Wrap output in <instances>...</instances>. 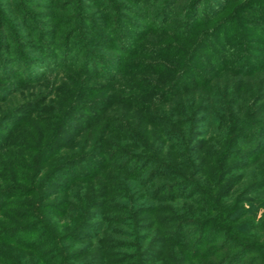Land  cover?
Segmentation results:
<instances>
[{"label": "trees", "instance_id": "obj_1", "mask_svg": "<svg viewBox=\"0 0 264 264\" xmlns=\"http://www.w3.org/2000/svg\"><path fill=\"white\" fill-rule=\"evenodd\" d=\"M205 1L189 0L183 20L172 25L170 14L178 0H163L154 14L161 22L153 33L164 37L150 42L139 41V26L131 22L132 28H127V19L112 10L116 25L110 30H114L116 43L110 46L116 55L96 51L94 39L77 36L71 27L62 35L58 51L44 48L28 56L16 45L11 57L0 60L2 76L15 70L7 83L32 76L44 81L53 74L56 84L57 73L53 72L70 70L68 78L77 87L76 94L70 96L61 88L68 101L55 110L60 112L59 119L64 115L68 118L64 122H80L87 130L80 155L55 165L59 172L69 168L56 174L66 178L64 190L71 198L45 201L29 215L19 214L33 218L32 232L40 230L33 241L34 237H24L30 229H21L29 224L24 222L13 229L1 226L0 233H6L2 242L31 252L37 264H74L83 256L88 259L77 264H152L150 258L145 259L155 251L156 242L180 246L176 254L163 248L159 253L167 258L163 264H264V218L257 220L254 212L264 205V11L251 21L225 17L216 22L213 9L206 6L203 15L209 17L208 23L195 33L194 21ZM245 1L249 7L263 2ZM178 26L181 32L171 34L170 30H180ZM92 34L104 38L101 31ZM216 34H224L225 45L215 39ZM209 39L222 52L215 68L203 70L195 64H212L213 59L204 55ZM255 42L263 49L255 47ZM130 50L147 59H127ZM213 70L229 73L215 78ZM234 74L241 76L238 81ZM159 77L167 81L159 83ZM174 96H179L178 109L165 105ZM115 104L122 107L115 110ZM231 107L237 115L230 113ZM123 108L135 115L124 116ZM225 110L232 119L230 126L220 120ZM60 124L55 123V129ZM57 132L44 149H31L42 159L33 178L48 175L43 169L63 140L64 133ZM76 167L74 175L71 172ZM198 174L207 180H195ZM11 181L6 194L23 190L16 178ZM87 182L93 189L90 192L82 185ZM253 196L256 200L250 199ZM82 240L87 243L80 246ZM23 255L18 253L16 259L9 253V258L13 264H26Z\"/></svg>", "mask_w": 264, "mask_h": 264}, {"label": "rangeland", "instance_id": "obj_2", "mask_svg": "<svg viewBox=\"0 0 264 264\" xmlns=\"http://www.w3.org/2000/svg\"><path fill=\"white\" fill-rule=\"evenodd\" d=\"M188 1L189 0H178V2H176L175 8H173V12L170 14V24L173 25L183 20L187 13L183 8L188 5ZM162 2L163 0H0V26L4 27L3 29L0 28V60H5L11 57L13 50L16 51L17 49L16 45L19 47L21 53L28 56L37 55L40 53L41 49L44 48L58 51L61 49L62 35L72 28H75L77 31V36L94 39L93 48L96 51L107 56L116 55V52L110 46L111 44L116 43V40H112L116 37L114 35V30H110L116 25L114 19L111 17V11L115 9L125 17L123 19L124 21H126V19L129 21L128 23L126 21L127 24L125 23L124 25L127 28H132L130 24L131 22L139 26V28H137V33L141 37L139 41L150 42L164 37L162 34H157V32H155L156 34L153 33L154 29L157 28L161 22L158 15L154 14L158 13L162 6ZM261 3L264 4V0L263 2H256L254 4L255 6L249 7L246 5L247 1L245 0H206L199 7V16L196 18V21H194L195 33H198L201 29H205V25L208 23L209 17L207 18V14L205 16L203 15L206 6L213 9V13L216 15L214 21L216 22L225 17H237L236 19L239 21H242L243 19L251 21L253 18H257L261 15L262 11H264L262 8L263 4ZM257 7L259 8L258 10ZM177 28L180 30H170L171 34L178 35V33L181 32L182 27L178 26ZM96 30L101 31L104 38H95L92 33ZM225 31H227V25L224 26L222 33ZM223 35L224 34H216L214 37L216 40L218 38L222 45H225L221 39ZM238 36L239 34H235V37ZM211 38L212 37H210V39ZM255 38L259 39L257 35H255ZM210 39V44L204 46V55L213 59L212 64H209L208 66H204L200 63L195 64V66L203 70H207L209 67L215 68L216 63L220 62L219 56L222 51L217 49L216 45H214ZM236 40L237 39L235 38L234 42H236ZM72 42L75 43L76 38H74ZM53 44L55 45V48L50 46ZM254 44L258 49H263V46L257 42ZM130 52L131 56L127 59H132L138 56L147 59V56L145 55L133 54L136 52L131 50ZM79 65L80 62L77 63V66ZM2 69L3 68L0 64V140L2 144L0 145V232L1 226L13 229L14 227L12 226L17 223L27 222L29 224H27V226L25 224L21 229H32L27 230L28 234L24 237L27 239L29 237H34L31 240L33 241L40 234V230L36 229V231L32 232L35 228L32 226V223H35L33 218H23L20 217L19 214L25 212L29 215V211H36L41 204L45 203V201L49 202L57 200V202H60L64 199L71 198V193L64 190L66 187L65 184L67 183L66 178L64 176H57L59 173H66L64 171H69V168L65 167L59 172V170H56L55 165L58 166L62 163L61 161L80 155L82 139L87 130L84 131L82 124H79L80 122L70 120L69 122H64L65 120L68 121V118L64 117V115L62 116L63 119H59L61 117L60 112L55 110L56 105L58 107L63 106V104L68 101L66 97H63V91H61V88L63 90L65 89L70 96L76 94L77 87L73 86L68 78V71L70 70L53 72L57 73V76L54 75L56 76L55 78L53 76L54 79H57L55 84V81H52L51 79L53 74L48 75L44 81H36L32 76L30 80L28 78L27 80L13 78L14 80L7 83L5 82L6 79L13 75L15 70L13 68L10 72L6 71V74L2 76ZM8 73H10V75H7ZM146 73L147 72H145V74ZM224 73L227 74L229 72L220 73L213 70L215 78L225 75ZM232 77L238 81L241 76L234 74ZM249 79H253V76ZM166 81L167 80L162 77H159L158 79V82L162 84ZM7 88L8 92L5 91ZM53 89H56L55 92H53ZM245 92L246 94H250L248 91ZM178 98L179 96H174L172 100L165 104L166 107H173V105H175V108L178 109L179 105L176 103ZM147 100L152 102L149 96ZM262 101L264 102V100ZM120 105L121 104H115L113 108L116 110L117 108L122 107ZM110 111H113V109ZM123 113H125L124 116H131L135 112L124 111L123 108ZM230 113L234 116L237 115V113L233 111V107H231ZM221 115L220 120L230 126L232 119L230 118L229 111L225 110ZM57 122L61 124L59 125V128L55 129L54 124ZM107 122L110 123V121ZM69 127L71 128L69 129ZM81 129L84 131L83 134H81V132L79 133V130ZM56 130L58 131L57 133H64L62 137L63 140L54 147L56 155L43 169V172H48V175L43 179V175H38L42 159L40 162L39 157L36 156V152H33V150L31 151V149L42 147L48 139L55 134ZM2 131L4 133L3 135ZM9 133H11L12 137H10ZM77 166L85 167V165L81 163H78ZM36 171H38L36 174L38 175L37 177H39L38 179L33 178ZM77 172L76 167L72 169L71 173L76 175ZM112 173L122 176L119 172ZM11 177L18 180V186L23 190L16 188L17 190L10 191L9 194H6L8 193V188L6 189L5 187L13 184ZM200 177L203 181L207 180L203 179L201 174H198L195 180H199ZM161 181L163 180L161 179ZM33 183H36L35 186ZM78 185L80 186V184ZM82 185L84 188L86 187L84 190L85 192L93 190L90 189V182L83 183ZM33 186L36 191L32 193L30 192V189ZM183 189L184 187L181 186L180 190ZM4 193L6 195H4ZM15 193L28 194V196H16ZM254 197L255 196L250 199L254 200ZM246 207H248V205H246ZM254 212H256L257 220L264 218V205L257 207ZM105 214L112 215L113 213L106 212ZM146 218L147 216H145V219ZM147 223L148 222L145 220V225H147ZM4 233H0V239H3L1 237L6 238V233ZM207 236L209 237L210 235ZM11 238L13 239L14 237L11 236ZM47 240L48 237L45 238V241ZM82 241L83 242L79 243L80 246L87 243L85 242L86 240ZM36 243L37 242L35 241L32 244ZM159 243L160 242H156L154 248L156 252L148 253L147 258L145 259L147 260L150 258L151 261H153L152 264L166 263L167 258L159 254L162 252L163 248L169 254H176L177 249L180 247L176 244L163 245ZM44 248H46V246H44ZM24 251L25 249L20 250L15 245L4 243L0 240V264H13V261L9 258V253L13 254L17 259L19 257L18 253L20 252H23V256L27 258L26 264L38 263L37 259L29 254L31 252ZM87 259V256H83L78 260H74L73 263L77 264ZM50 263L56 264V262ZM169 263L173 264L172 262ZM93 264L102 263L94 261Z\"/></svg>", "mask_w": 264, "mask_h": 264}]
</instances>
